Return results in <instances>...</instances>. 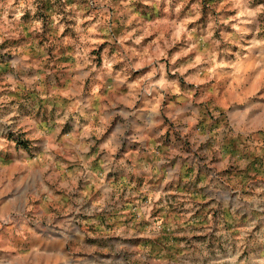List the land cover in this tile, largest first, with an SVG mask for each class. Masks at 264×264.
Listing matches in <instances>:
<instances>
[{
    "label": "rangeland",
    "instance_id": "rangeland-1",
    "mask_svg": "<svg viewBox=\"0 0 264 264\" xmlns=\"http://www.w3.org/2000/svg\"><path fill=\"white\" fill-rule=\"evenodd\" d=\"M0 264H264V0H0Z\"/></svg>",
    "mask_w": 264,
    "mask_h": 264
}]
</instances>
